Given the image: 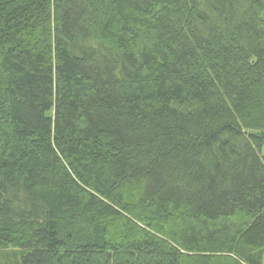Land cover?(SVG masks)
<instances>
[{
	"label": "trees",
	"instance_id": "1",
	"mask_svg": "<svg viewBox=\"0 0 264 264\" xmlns=\"http://www.w3.org/2000/svg\"><path fill=\"white\" fill-rule=\"evenodd\" d=\"M264 0H0V264H263Z\"/></svg>",
	"mask_w": 264,
	"mask_h": 264
},
{
	"label": "rangeland",
	"instance_id": "2",
	"mask_svg": "<svg viewBox=\"0 0 264 264\" xmlns=\"http://www.w3.org/2000/svg\"><path fill=\"white\" fill-rule=\"evenodd\" d=\"M263 134H264V129L262 130ZM261 154L264 155V143L261 147ZM263 264H264V258H263Z\"/></svg>",
	"mask_w": 264,
	"mask_h": 264
}]
</instances>
